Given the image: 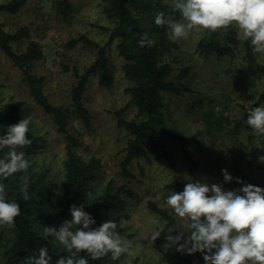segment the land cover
I'll use <instances>...</instances> for the list:
<instances>
[{
	"label": "trees",
	"instance_id": "16d2710c",
	"mask_svg": "<svg viewBox=\"0 0 264 264\" xmlns=\"http://www.w3.org/2000/svg\"><path fill=\"white\" fill-rule=\"evenodd\" d=\"M104 11L112 22L111 27H102L109 33V40L101 44L86 34H81L69 41L70 46L83 45L96 52V58L85 72L74 68L76 83L71 90L70 104L53 103L44 89L45 76L38 75L32 69L33 64L44 57L41 44L31 40L24 50L15 48V43L30 38L27 26L10 32L0 19V49L4 55L20 71L22 80L27 86L29 95L35 106L51 116L56 129L65 139V160L62 171L52 173V167L39 168L38 158L46 150L48 143L42 135L37 134L30 124L27 135L31 144L19 149L31 161L27 171H21L4 179L8 199L17 200L20 205V215L15 218L14 226L0 225V264H22L26 256L38 251L41 246H47L53 261L60 255H67L61 245L45 238L43 229L46 226H59L65 219H70L69 206L84 204L85 211L96 220L97 225L108 219L119 222L123 217L125 224L118 229L122 236L127 230L130 212L127 211L128 199H134L137 193L125 186L115 188L109 182L102 190H98L97 182L103 167L101 159L92 156L85 158L80 151L88 149L82 139L83 133L73 130L71 122L76 117L84 128L92 126L93 115L85 105L87 86L92 77H98L100 84L110 88L115 82V74L109 57L112 43L117 42L119 55L123 57L122 69L124 76L130 82L127 91L130 97L129 106L135 107L137 117L125 119L118 113V126L128 134V142L123 150L120 162L125 177H133L130 170L131 163L148 156L150 144L154 154L163 164L174 167L169 145L179 146L184 158L192 164L195 153H205L210 146L200 137L201 132L187 133L166 123L163 109L165 99L169 95H181L191 89L185 80L190 76L189 66L174 69L170 59L171 52L176 46L169 40L168 26H158L154 23L156 13L163 12L172 20L181 19L178 12L172 10L171 0H102ZM26 0H9L0 4V11L15 14L25 5ZM59 12L69 17L72 11L70 0H58ZM155 40L152 46L141 47L137 43L142 33ZM244 52V60L254 65L256 72L264 78V62H260L258 54L253 53L250 45L239 38L234 25L227 26L215 32L207 31L198 42V50L206 55L217 58H235L237 48ZM264 103V92L253 105ZM204 104V102H203ZM29 109L21 101L5 102L0 94V134H4L6 126L17 123L20 118L28 116ZM246 119V112L244 115ZM232 121L228 116L208 110L203 114V124L208 132L216 134ZM241 126V121L236 128ZM4 152L7 149L3 150ZM3 155V152H0ZM244 153L240 151L236 161L232 164L237 179L244 184L251 183L244 171L242 162ZM39 168V169H38ZM28 185L29 199L26 201L21 194V186ZM183 180L176 176L167 186L170 190L180 191L184 186ZM252 184V183H251ZM257 185V184H256ZM260 186V185H258ZM91 193V196H89ZM149 209L165 221L166 225L180 226L177 217L169 215L167 210L154 201H148ZM179 229L174 230L176 234ZM179 264H204L202 254H184L176 251ZM84 253H81L83 255ZM121 258V257H120ZM112 260L104 256L96 260H89V264H118L119 260ZM134 264L139 263L138 259Z\"/></svg>",
	"mask_w": 264,
	"mask_h": 264
},
{
	"label": "rangeland",
	"instance_id": "374dc122",
	"mask_svg": "<svg viewBox=\"0 0 264 264\" xmlns=\"http://www.w3.org/2000/svg\"><path fill=\"white\" fill-rule=\"evenodd\" d=\"M8 1L0 0V4ZM57 1L26 0L15 14L0 11V19L10 32L23 26L29 28L30 38L15 43V48L22 51L31 40L41 44L44 57L36 61L32 69L38 75L45 76L44 89L53 103L69 105L71 90L76 83L73 69L85 72L96 58V52L91 48L81 44L70 46L69 41L86 34L105 44L109 40V33L102 27L113 24L104 11L102 0H70L72 11L69 17L59 12ZM206 32H193L188 38L174 41L176 46L170 59L176 72L183 66L190 67L191 73L185 82L191 90L181 95L167 96L163 109L169 126L190 134L200 131V137L210 146L208 152L194 154L196 164L187 161L179 146L171 143L169 148L175 165L168 168L149 144L148 156L136 159L130 165L134 176L127 178L123 175L120 162L128 134L118 126V113L125 119H132L137 117V111L129 106L127 89L130 82L124 76V59L119 55L115 41L109 51L115 74L113 86L104 87L98 77H92L87 86L85 105L93 115L92 126L84 128L78 118L72 119V129L83 133L82 139L88 146L80 153L85 158L95 156L103 163L97 182L98 190L112 182L115 188L125 186L137 193L134 199H128L130 218L124 233L132 241L133 247L130 253L121 256L118 264H134L137 259L141 264H179L175 246H165L164 233L155 241H150L152 226L148 223L150 216L159 218L149 209L148 201L152 200L165 208L163 198L158 199V194L170 191L167 186L174 177H180L185 184L187 179L193 178L222 184L228 190L239 188L235 183L232 164L242 151L245 155L242 165L251 183L264 187V162L259 160L264 155V136H257L244 123L246 108L252 107L264 92V78L256 72L254 65L244 60L241 47L237 48L235 58L219 59L201 53L198 42ZM258 60L264 62V57ZM0 94L5 102L21 101L29 109L28 116L33 118L34 131L47 140L48 146L37 161L39 168L52 167V173L62 171L66 157L65 139L57 131L51 116L34 105L20 71L1 49ZM210 109L228 116L232 121L216 134L208 132L203 124V114ZM239 121L241 126L236 128ZM221 169H227L233 176L231 182H224ZM161 222L166 225L165 221Z\"/></svg>",
	"mask_w": 264,
	"mask_h": 264
},
{
	"label": "clouds",
	"instance_id": "9594fccd",
	"mask_svg": "<svg viewBox=\"0 0 264 264\" xmlns=\"http://www.w3.org/2000/svg\"><path fill=\"white\" fill-rule=\"evenodd\" d=\"M171 5L181 19H169L163 12L156 13L154 18L156 25L168 26L169 40L234 25L239 38L250 45L252 52L264 57V0H171ZM137 43L150 47L155 40L145 32ZM32 122L31 115L22 117L0 134V152H3L0 155V225L14 226L21 212L17 200L8 199L2 181L29 169L31 161L19 149L31 144L27 133ZM244 123L257 136H264V103L246 108ZM259 160L264 162V155ZM221 172L225 183L233 180L227 169ZM236 179L241 186L231 190L222 184L190 178L180 191L159 193L158 199L163 198L168 214L179 218L180 226L165 225L159 218L150 216V241L164 233L166 247L175 246L176 251L184 254L200 252L204 264H264V187ZM27 189V184L20 189L26 201L30 198ZM68 211L70 219L58 227L43 229L44 237H51L67 255L53 261L48 247L41 246L36 253L26 256L22 264H89V260L104 256L118 260L130 253L132 241L118 231L124 227L123 217L119 222L108 219L97 225L84 204H72ZM177 229L181 231L172 234Z\"/></svg>",
	"mask_w": 264,
	"mask_h": 264
}]
</instances>
